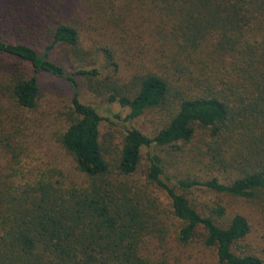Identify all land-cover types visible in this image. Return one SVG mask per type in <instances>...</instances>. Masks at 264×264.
<instances>
[{"label":"trees","instance_id":"obj_1","mask_svg":"<svg viewBox=\"0 0 264 264\" xmlns=\"http://www.w3.org/2000/svg\"><path fill=\"white\" fill-rule=\"evenodd\" d=\"M0 1V20L11 17L13 27L11 38L0 34V123L4 101L36 106L38 74L63 79L73 94L58 141L85 175L63 185L41 172L20 193L0 179V264H205L188 249L194 243L214 264H264V249L242 244L250 232L244 215L224 220L220 204L202 213L184 192L202 186L257 201L264 219V0H124L143 19L133 22L136 30L146 25L147 44L126 45L145 61H132L123 81L110 46L102 47L114 66L106 76L96 66L68 70L54 58L57 46L81 50L80 28L69 19L74 2L14 0L4 13ZM77 75L126 109L124 121L153 108L167 116L151 134L124 125L111 167L102 116L80 99ZM197 130L203 148L192 161L207 169L172 182L148 148L175 152Z\"/></svg>","mask_w":264,"mask_h":264},{"label":"rangeland","instance_id":"obj_2","mask_svg":"<svg viewBox=\"0 0 264 264\" xmlns=\"http://www.w3.org/2000/svg\"><path fill=\"white\" fill-rule=\"evenodd\" d=\"M13 1L4 0V13L8 11V6ZM70 1L75 5L71 4L69 19L80 28L81 50L71 52L67 46H57L53 52L54 58L68 70L96 66L101 71V76H106L112 73L114 68L113 65L104 62L105 54L102 47L107 45L112 47L118 64V79L127 80L124 71H128L132 61L136 63L145 60L141 56L136 58L132 50L129 51V53L132 51L130 55L127 54L126 45L132 42V48L133 46L146 48L147 44V32L144 30L146 25H140L138 30L134 28L133 21L141 22L143 19L137 15L132 2L126 5L124 0H101L99 4L89 7L85 0ZM56 2L58 7L64 3L62 0ZM49 3L45 6L49 7ZM2 9L0 1V12ZM10 19L11 17L6 16L4 21L0 20V34L5 38L12 37L13 27ZM76 79L80 99L95 105L102 116L101 142L111 167L117 157L115 150L118 148L120 130L124 125L133 124L151 134L162 125L167 116L168 109L153 108L131 122L124 121L127 110L117 103L108 102L107 92L102 88L93 90L83 76L77 75ZM38 80L40 95L33 109L23 110L10 104L8 100L3 102L5 110L0 123V179L4 180L5 189L6 185H10V189H15L17 193L21 192L24 184L34 181L37 178L35 175L41 172L46 173L52 181L59 179L63 185L71 184L72 180L85 179V175L75 169L73 159L58 141V132L63 130L67 123L66 112L73 94L72 89L66 81L50 74L40 73ZM202 140L200 131L197 130L192 140L175 152L168 147H150L148 150L161 155L165 173L170 175L174 182L178 177L188 174L205 173L207 168L202 163L192 161L194 154H198L197 147L203 148ZM135 176L141 178L140 173ZM150 191L158 194L161 201L166 202L164 191L152 186ZM184 192L202 213L208 214L209 209L220 204L225 207L224 220L230 219L234 214L244 215L250 224V232L242 244L257 252L264 249L262 205L257 201L227 195L202 186ZM188 249L198 256L200 254L203 263L214 264L213 254L209 250L200 252L201 247L198 243H194Z\"/></svg>","mask_w":264,"mask_h":264}]
</instances>
